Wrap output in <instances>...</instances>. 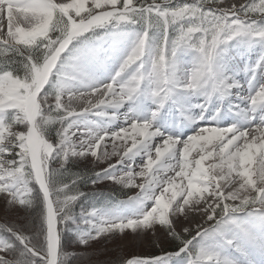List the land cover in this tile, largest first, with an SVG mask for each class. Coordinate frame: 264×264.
Returning a JSON list of instances; mask_svg holds the SVG:
<instances>
[{
    "label": "snow or ice",
    "instance_id": "snow-or-ice-1",
    "mask_svg": "<svg viewBox=\"0 0 264 264\" xmlns=\"http://www.w3.org/2000/svg\"><path fill=\"white\" fill-rule=\"evenodd\" d=\"M0 16V264H264V0ZM126 237L159 252L65 250Z\"/></svg>",
    "mask_w": 264,
    "mask_h": 264
},
{
    "label": "rangeland",
    "instance_id": "rangeland-1",
    "mask_svg": "<svg viewBox=\"0 0 264 264\" xmlns=\"http://www.w3.org/2000/svg\"><path fill=\"white\" fill-rule=\"evenodd\" d=\"M229 1V2H228ZM223 6L228 7L231 6V4L234 3V0H222ZM239 4L240 2H236ZM3 17V16H2ZM0 20H5V18H1ZM6 21V20H5ZM132 194V193H130ZM3 214L2 211H0V217ZM159 235V234H158ZM101 246L99 249L102 251H110L112 250V253H115L116 251H120L124 256H132V255H147L149 254V248L152 245V238H145L142 241L134 240L131 237H126L124 239H117L112 242H104V243H93V246L97 248L98 246ZM97 246V247H96ZM129 254V255H128Z\"/></svg>",
    "mask_w": 264,
    "mask_h": 264
},
{
    "label": "trees",
    "instance_id": "trees-1",
    "mask_svg": "<svg viewBox=\"0 0 264 264\" xmlns=\"http://www.w3.org/2000/svg\"><path fill=\"white\" fill-rule=\"evenodd\" d=\"M3 216V214H2ZM105 241L101 240L98 244L100 243H104ZM66 244V247H65V250L68 251V252H75L77 254H79V256L81 258L84 257V255L86 253H91V259L92 260H99V261H104V260H107V259H113L115 258L116 255H123L120 251H116L115 253H112V250L110 251H102L100 250L99 248L101 246L97 245L95 248L93 245H92V248L91 249H84L83 247H77L74 243L70 242V241H66L65 242ZM149 253H156V252H159V249L155 248L154 247V244L152 243V245L150 246L149 248ZM101 253H104V254H101ZM129 255V254H128ZM71 264H83V260H77V259H73L71 260Z\"/></svg>",
    "mask_w": 264,
    "mask_h": 264
},
{
    "label": "bare ground",
    "instance_id": "bare-ground-1",
    "mask_svg": "<svg viewBox=\"0 0 264 264\" xmlns=\"http://www.w3.org/2000/svg\"><path fill=\"white\" fill-rule=\"evenodd\" d=\"M228 2H229V1H228ZM0 23H4L5 26H6V21H5V20L0 21Z\"/></svg>",
    "mask_w": 264,
    "mask_h": 264
}]
</instances>
